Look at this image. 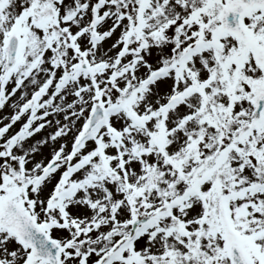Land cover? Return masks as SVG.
Listing matches in <instances>:
<instances>
[{
    "label": "snow or ice",
    "instance_id": "obj_1",
    "mask_svg": "<svg viewBox=\"0 0 264 264\" xmlns=\"http://www.w3.org/2000/svg\"><path fill=\"white\" fill-rule=\"evenodd\" d=\"M0 264H264V0H0Z\"/></svg>",
    "mask_w": 264,
    "mask_h": 264
}]
</instances>
